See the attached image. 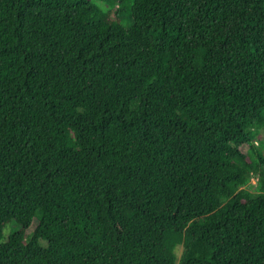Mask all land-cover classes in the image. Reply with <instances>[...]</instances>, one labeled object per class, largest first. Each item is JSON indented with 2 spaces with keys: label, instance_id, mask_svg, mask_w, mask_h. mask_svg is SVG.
I'll list each match as a JSON object with an SVG mask.
<instances>
[{
  "label": "trees",
  "instance_id": "obj_1",
  "mask_svg": "<svg viewBox=\"0 0 264 264\" xmlns=\"http://www.w3.org/2000/svg\"><path fill=\"white\" fill-rule=\"evenodd\" d=\"M0 264H264V0H0Z\"/></svg>",
  "mask_w": 264,
  "mask_h": 264
},
{
  "label": "rangeland",
  "instance_id": "obj_2",
  "mask_svg": "<svg viewBox=\"0 0 264 264\" xmlns=\"http://www.w3.org/2000/svg\"><path fill=\"white\" fill-rule=\"evenodd\" d=\"M103 7H104V6H103ZM129 24H130V22L126 23V27H128ZM243 149H244L245 151H247V150H248V146H244ZM252 183H253L254 185H256V184H257V178H253V179H252ZM8 227H11V225H9ZM8 227H7V228H8ZM16 228H17V227H15V229H16ZM15 229H14V230H15ZM8 233H9V231H6V234H8ZM178 250H179V251H178V256H181V254H182V252H183V247L180 246Z\"/></svg>",
  "mask_w": 264,
  "mask_h": 264
}]
</instances>
